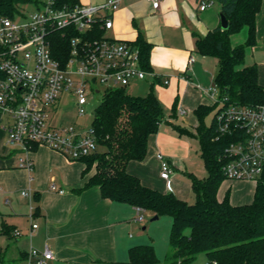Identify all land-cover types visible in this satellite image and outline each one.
<instances>
[{
	"label": "crops",
	"instance_id": "0c3cea01",
	"mask_svg": "<svg viewBox=\"0 0 264 264\" xmlns=\"http://www.w3.org/2000/svg\"><path fill=\"white\" fill-rule=\"evenodd\" d=\"M204 1L210 5L201 10ZM221 15L217 0H162L158 8L149 0H122L112 15L110 36L132 42L142 36L151 44V73L137 81L145 83L151 90L157 88L156 96L161 104L167 103L172 109L166 123L181 125L164 131L162 122L159 131L149 137L145 159L129 164L128 171L149 188H157L151 169L161 170L158 153L170 163L172 172L187 169L193 154L192 138L188 134L196 135L199 125L195 110L201 105L216 107L208 89L215 83L218 61L200 55L196 51V42L215 29H222ZM244 29L247 31L242 32ZM244 29L231 36L232 46L246 43L249 30ZM192 57L194 62L190 63ZM245 65L257 67L259 83L264 87V0L256 20V43L247 47ZM179 108H184L187 113L179 114ZM2 115L0 110V200L9 202L12 217L6 218L0 227V236L4 237L0 242V264H17L22 260L29 264L31 247L40 251L49 247L55 257L50 264L118 262L120 255L123 257L131 246L126 244L124 247L122 242L126 241L127 215L131 212L136 215L137 208L104 198L97 186L78 192L94 175L95 167L83 175L84 161L70 160L48 147L34 148L30 155L32 170L20 168L24 155L6 144V132L1 129ZM198 153L202 160L200 149ZM28 186L35 194V206L24 196L15 204L7 199L12 191ZM256 187L254 180H225L218 191V199L222 201L228 197L235 206L248 205L255 199ZM31 214L39 225L34 231L30 225ZM16 231L21 232V236H15ZM22 232L30 233V240H24L26 237ZM140 244L145 243H137Z\"/></svg>",
	"mask_w": 264,
	"mask_h": 264
},
{
	"label": "trees",
	"instance_id": "16d2710c",
	"mask_svg": "<svg viewBox=\"0 0 264 264\" xmlns=\"http://www.w3.org/2000/svg\"><path fill=\"white\" fill-rule=\"evenodd\" d=\"M27 1L0 0V16L13 17L19 5ZM217 1L229 28L219 27L198 38L196 51L217 59L215 84L228 105H262L264 87L259 83L257 67L245 65V51L256 43V20L263 0ZM57 3L76 6L80 0H57ZM245 27L249 30L246 43L232 46L231 36ZM102 34V31L98 33ZM135 43L140 48L142 67L151 71V44L142 36ZM67 46L68 42L59 36L54 48L58 59H64ZM215 108L201 105L195 110L199 121L196 136L208 175L204 179L189 175L196 196L195 203L191 204L172 192L145 186L138 176L128 171L132 161L145 159L149 137L159 131L164 120L159 98L153 92L133 96L126 89L104 92L92 122L99 150L82 159L86 163L83 175L93 167L95 173L77 191L97 186L104 198L172 219L170 250L165 260L158 258L153 245L140 244L129 249L130 263L193 264L200 254H205L215 264H264V174L257 180L251 204L235 206L228 197L218 199V191L226 180L224 154L233 139L221 133L215 119L212 126L205 124L206 116Z\"/></svg>",
	"mask_w": 264,
	"mask_h": 264
},
{
	"label": "built area",
	"instance_id": "2783aa9c",
	"mask_svg": "<svg viewBox=\"0 0 264 264\" xmlns=\"http://www.w3.org/2000/svg\"><path fill=\"white\" fill-rule=\"evenodd\" d=\"M121 1L61 6L57 0H28L37 5V10L25 15L18 7L13 17L0 16V110L6 117L1 129L7 134L6 144L24 155L20 168L33 169L30 155L39 146L74 161L97 153L99 145L93 128L79 132L73 125L55 123L59 107L65 99L72 100L78 114L85 116L93 99L90 94L126 89L151 73L142 67L135 42L108 35L113 28L112 15ZM149 1L155 8L162 2ZM209 5L204 1L201 10ZM101 31L103 34L98 35ZM59 36L68 42L62 60L54 54ZM208 93L215 100L214 119L219 130L233 139L224 154L225 179L257 181L264 174V104L228 105L217 85L211 86ZM178 112L187 113L184 108ZM157 158L161 178L171 188L170 163L162 153ZM22 196L31 200L32 191L23 190ZM144 212L137 208L139 220H143ZM30 219L34 231L38 225L33 223V214ZM15 236H21V232L16 231ZM54 258L49 247L43 251L30 248L29 264H49Z\"/></svg>",
	"mask_w": 264,
	"mask_h": 264
},
{
	"label": "rangeland",
	"instance_id": "374dc122",
	"mask_svg": "<svg viewBox=\"0 0 264 264\" xmlns=\"http://www.w3.org/2000/svg\"><path fill=\"white\" fill-rule=\"evenodd\" d=\"M39 1L45 2L47 0H39ZM99 1L103 2L102 0H80V3L88 4L89 2L95 3ZM19 7L20 9H22V12L25 15H28L31 12L37 10L36 4H30L27 2L20 4ZM17 19L18 21L21 20V18H17ZM246 31L247 29H244L242 32H246ZM144 84L137 80L133 81L132 84L126 88V92L130 95L145 96L151 92L155 93V95H158L159 92L157 88H154L151 90L150 87L149 88L145 87ZM213 85H216V84L214 83ZM103 94L104 92L90 94V97L93 96V99L90 101V105L86 107L85 116H80L78 114V109L76 107L75 102H73L72 100L68 101L65 99L64 103L59 107L58 111L56 112L54 116L55 123L62 122L65 125H73L76 128V130L79 132L89 130L90 128H92L94 114H95L96 108L98 107V105L101 103L103 99ZM162 106H163V111L165 114V119L163 120V123H162V130L170 131V130H173V128L181 127L179 123L177 124L173 123L172 125H169L166 123L167 119H169V117L172 114V109L167 103L166 104L162 103ZM215 112H216V109L211 114L206 116L205 124L207 126H212ZM1 119H2L1 123L5 124L6 117L2 115ZM188 136L192 138L191 141H192L193 154H192L190 162L187 164V169L181 170L176 173L172 172L171 188H168L166 185V182L160 178V169L157 172L156 169L152 168L151 171L153 172L154 184L157 187V188H154L155 190H158V191L162 190L164 192V191H167V189H170L169 190L170 192L178 195V197L184 199V201H187L192 204V203H195L196 196L193 192L189 175L191 174V175L198 177L199 179H204L205 177H207L208 173L198 153L200 149V144H199V141L196 135L188 134ZM6 137H7V134H6ZM4 186L5 185L2 184L3 188ZM51 189H52V184H51ZM23 190L32 191V189H30L29 186L24 189L19 188L17 190L12 191L10 194H8L7 199L11 200L12 203L15 204L16 202L20 201ZM31 201L33 205L35 206L36 199H35V194L33 193V191H32ZM8 208H10L9 202H6L4 199L0 200V227L2 223H4V220L6 218L9 219L10 217H12V214ZM153 217H154V214L151 212H145L143 220H139L137 214L133 216L132 212L129 215H127L126 227H125V232H124V235L126 236V241H122V242L124 243L123 244L124 247L126 246V244H128V246L131 245L130 247H132V246L137 245V243H142V242H144L145 244L153 245L156 250V254L158 258L161 261H164L170 250V234H171V229H172V219L169 216H161L159 217L158 220H153ZM33 223L38 225V220L34 219ZM22 233L24 237H26L24 240L26 239L30 240V237H29L30 233H27V234L24 232ZM3 238L4 237L0 236V242L4 241ZM38 241H41V238H39ZM2 246L4 247L5 244L2 243ZM207 263H209L208 257L205 254H200L193 264H207ZM4 264H14V263L6 262ZM17 264H28V261L22 260ZM105 264H132L130 263L128 249L126 250V253H124L123 257H121L120 255L118 262L105 263Z\"/></svg>",
	"mask_w": 264,
	"mask_h": 264
},
{
	"label": "water",
	"instance_id": "95a60500",
	"mask_svg": "<svg viewBox=\"0 0 264 264\" xmlns=\"http://www.w3.org/2000/svg\"><path fill=\"white\" fill-rule=\"evenodd\" d=\"M221 21H222V24H221L222 29L223 30L228 29L229 28V22L223 14L221 15ZM158 219H159V216H157V215L153 217V220H158Z\"/></svg>",
	"mask_w": 264,
	"mask_h": 264
}]
</instances>
